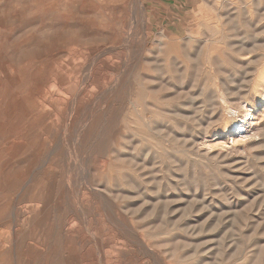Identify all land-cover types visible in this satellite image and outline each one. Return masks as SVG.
<instances>
[{
    "label": "rangeland",
    "instance_id": "obj_1",
    "mask_svg": "<svg viewBox=\"0 0 264 264\" xmlns=\"http://www.w3.org/2000/svg\"><path fill=\"white\" fill-rule=\"evenodd\" d=\"M0 264H264V0H0Z\"/></svg>",
    "mask_w": 264,
    "mask_h": 264
},
{
    "label": "bare ground",
    "instance_id": "obj_2",
    "mask_svg": "<svg viewBox=\"0 0 264 264\" xmlns=\"http://www.w3.org/2000/svg\"><path fill=\"white\" fill-rule=\"evenodd\" d=\"M249 116L253 117L247 109V112L244 117L239 119L238 121H235L234 124L231 126V130L228 132V134L229 139L232 140L233 143H235V141H238L239 139L247 138L250 132L254 130L252 123L250 122Z\"/></svg>",
    "mask_w": 264,
    "mask_h": 264
}]
</instances>
